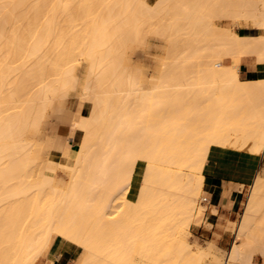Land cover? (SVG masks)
<instances>
[{"label":"bare ground","instance_id":"6f19581e","mask_svg":"<svg viewBox=\"0 0 264 264\" xmlns=\"http://www.w3.org/2000/svg\"><path fill=\"white\" fill-rule=\"evenodd\" d=\"M216 18L251 21L254 31ZM149 29L169 42L156 80L131 69L125 53L144 46ZM78 55L90 60L83 81ZM250 58L264 62V0H0V264H34L54 233L87 251L81 264H156L160 256L256 264V252L264 257L258 173L227 257L210 258L185 238L212 147L264 153V79L240 77ZM80 84L92 108L77 121L76 156L58 163L72 171L69 185L54 189L55 169L40 163L28 132H40L48 108ZM67 106L64 125L76 109L71 98ZM65 136L59 131L51 149L62 153ZM140 159L136 198L125 196L126 212L108 218ZM37 166L42 172L30 174Z\"/></svg>","mask_w":264,"mask_h":264},{"label":"rangeland","instance_id":"374dc122","mask_svg":"<svg viewBox=\"0 0 264 264\" xmlns=\"http://www.w3.org/2000/svg\"><path fill=\"white\" fill-rule=\"evenodd\" d=\"M148 1L151 3H154L156 0H148ZM231 21L232 20H223V19H218V18L215 19V23L217 25L226 26V27H230V28L232 27ZM233 22H235V21H233ZM165 23H166V21H165ZM153 24H155V23H153ZM242 24H243V26H245V29H239L236 26L237 24H235V23L233 25L236 27H232V28L235 29L237 32H239V31H241V32L254 31V29L252 28V22L251 21H249L248 24L247 23H242ZM155 26H159V25H154V27ZM149 30H151V29H149ZM146 31H148V30H146ZM151 31H154V33L156 35L150 31H148V32H150V34L149 35H148V33L146 34L147 43L144 46L143 45L140 46L139 43H137L138 45L135 43V44H133L132 47L127 48L125 53H126V56L130 59L129 61L132 64L130 66V67H132L131 69L138 70V71L142 72L143 75L146 77V79H150V77H154V78H152V80H156L157 76L160 73L161 60L159 59V57H161V55L164 53V51H165L164 46L165 47L168 46L169 42H167L168 40L165 41L166 37H168V36L165 37L163 34L161 35L159 32H156L153 29ZM161 33H164V32H161ZM256 33H259V31H257ZM162 44L164 46H162ZM89 61H90L89 59L78 55V59L76 60V63H77L76 66H77V68H80V70H79L80 81L84 80V75L87 72V68L89 66ZM256 65H258V67H264V62H255L254 59L252 58V64L251 65L247 64V67H250L252 69ZM244 70H245V67L242 66V71H240V77L241 78H244V76H245ZM70 98H71V101L76 106L75 112L73 113L75 116L69 114L70 117H72V123L64 125V124H61V122H62L61 119H64L65 123L68 120L65 121V117H64L65 114L63 115L62 111L67 113V111H68L67 104H68ZM91 103L92 102L89 99L83 97V90H82V86L80 84L78 86V88L70 90V96L69 97L59 98L56 101L55 107H49L48 108V115L45 117L43 126L40 129V132L36 133L35 129L30 130L29 131L30 133L28 132V136L31 137L30 138L31 139L30 140V143H31L30 146L33 150V153L39 156L40 163L44 166H50L53 170L55 169L54 172H55V177H56L55 178L56 183L54 185V189H56V188H58L60 190L66 189V187H68V185H69V181L72 178V171L70 169L64 168L60 165L58 166V163L62 160L63 155L70 156V157L76 156V152L73 154V156L70 154L71 146L73 143H77L78 145H76V148L78 150L80 147V143L82 141V138H83V132L81 130L77 129V126H76L77 121L82 117V115H86V114L90 113L91 108H92ZM61 108H67V109H61ZM57 109H61V111H59ZM56 111H59V112H56ZM57 115L60 118V120L57 117ZM69 115H67V116L69 117ZM67 116H66V118L68 119ZM243 117L245 118V115L241 114L240 119H243ZM253 122H255V121L253 120ZM252 125H254V124L252 123ZM59 131H61L63 134H66V136H65L66 141L64 140V146H63L62 153H60L59 151L57 152V150L54 148L51 149V145L53 144L54 141L57 140V136H58ZM236 147L238 149H235ZM236 147L230 146V147H226V149L230 148L229 150H238V151H242V152H247L248 154H255V153L251 152L249 149H247V147H243V148L241 146H239V147L236 146ZM213 148H221V147L213 146ZM34 149H36V150H34ZM261 155L263 156V162H262V165H261L260 170L258 172V175L264 176V153H261ZM145 167H146V162L144 160H141V159H140V161L138 160V162L135 165V169H136V173H134L135 178H136L135 181L133 183H131V187L128 190H123L119 194V196L117 197V199L114 202L115 205L113 203L112 207L109 209V211L114 212V213H113V215L111 213H109L110 216H108V218L113 219L119 215H123V213L126 212V206L128 204H127L125 196H128L130 199L136 198L137 193H138V189L140 186V179L143 176V172H144ZM32 168H33L32 173H30V174L35 173L36 175H38L42 172V169L40 168V166H37V168L36 167H32ZM29 171H31V170H29ZM30 179H31V177H30ZM33 179L38 180V179H40V176H36ZM253 181H252V183H253ZM251 186H252V184L247 185V186H242V188H243V191H242L243 199H242L241 203L239 204L235 214L232 216V218H224L221 215L219 220L215 221V220H213L212 217H209V218L207 217L208 213L209 214L217 213V209L213 205L210 206V208H208L209 206H208L207 200L209 197H208V194L206 193V189H205L204 183H203L202 193L198 197L199 199H197V202H196L197 203L196 215H195L196 219H194L192 224L186 228V233H185V238H187V240L192 244V246L195 250H199V249L203 250L204 248H205L204 250H209L210 251L209 257L210 258H212L215 255H219V254H221L220 255L221 257H224V256L227 257L228 252L230 251L231 247L233 246V243L235 242L236 230L239 226L242 215L245 211V205H246V202L248 201V197L251 194V189H252ZM125 191H126V193H125ZM198 227L200 228V231H202V230L203 231H214L213 237H208L206 235L200 236L197 233ZM54 234H57V233H54ZM222 234H224L223 240L228 241L227 244H224V242H223V245L219 243V240L222 238ZM53 235H52V237H53ZM57 235H59V234H57ZM60 236H62V235H60ZM62 237H64V236H62ZM57 238L62 239L68 243H70L69 241H71L72 244L73 243L77 244L76 242L70 240L67 237H64V238L68 239L69 241H67L63 238H60V237H55L54 240H56ZM75 244H73V245H75ZM80 252L83 253V250L80 249ZM85 255H87L86 250H85ZM40 256L36 259V261L40 258ZM35 262H34V264H35ZM253 262H255L256 264H264V257L262 256V254L260 252L255 253L254 258H253ZM156 264H168V262L166 261L164 256H160L157 258ZM185 264H201V261H200V259H193V260H188V262H185ZM202 264H212L211 259H205ZM225 264H230V263L226 262Z\"/></svg>","mask_w":264,"mask_h":264},{"label":"crops","instance_id":"0c3cea01","mask_svg":"<svg viewBox=\"0 0 264 264\" xmlns=\"http://www.w3.org/2000/svg\"><path fill=\"white\" fill-rule=\"evenodd\" d=\"M235 20L231 21L232 27H238L239 29H245L243 24H238ZM237 24L234 26L233 24ZM239 33H242L239 31ZM252 64V58L243 59L240 64V71L242 66L244 70V80H260L264 79V67H258L256 65L252 69L247 67V64ZM76 145L73 143L70 149V154L73 156L77 152ZM263 162V156L261 154H248L238 150H229L226 148H213L209 154V160L204 169V187L208 194V208L215 206L217 213L207 214V217H212L213 220H219L222 215L224 218H232L235 214L239 204L243 199V188L252 184L254 177L259 172ZM197 233L200 236L213 237L214 231H200L198 227ZM55 237L63 238L67 241L68 239L54 234L50 244L35 262V264H81L85 258V249L79 245H73L62 240L56 239ZM224 239V234L219 240V243L223 245L227 244V240ZM54 240V241H53ZM83 250V253L80 252ZM84 254V255H83ZM81 256V257H80ZM84 257V258H83ZM79 260V261H78ZM78 261V262H77Z\"/></svg>","mask_w":264,"mask_h":264}]
</instances>
